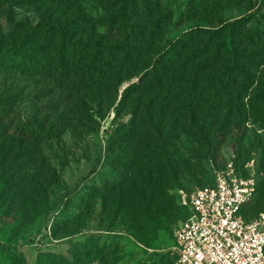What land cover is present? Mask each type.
I'll list each match as a JSON object with an SVG mask.
<instances>
[{"label":"trees","instance_id":"16d2710c","mask_svg":"<svg viewBox=\"0 0 264 264\" xmlns=\"http://www.w3.org/2000/svg\"><path fill=\"white\" fill-rule=\"evenodd\" d=\"M11 1L17 5L40 2L50 8L38 10L40 21L35 25L19 21L13 33H4L0 25L4 54L0 75L5 80L0 87V220L10 219L20 227L50 209V188L58 178L41 145L69 126L49 128L42 114L25 121L16 118L14 108L25 94V87L15 86L16 82L56 80L60 103L48 107L59 113L61 104L67 105L59 113L63 120L70 113L104 119L113 112L114 120L124 112L130 114L128 123L119 122L115 139L126 145L133 160L141 155L144 167L163 162L179 128L211 146L212 130L222 114L225 120L233 113L240 115L244 101L253 115L264 120V0H227L248 13L235 20L220 17L222 0H192L184 18L193 20L200 14L212 22L192 27L167 46L165 36L173 13L159 0H109L112 9L106 12L102 32L80 9L81 0H0V21L6 15L13 20L4 9ZM124 83L128 84L119 93ZM45 93L52 92L44 89L35 96ZM140 124L149 127L143 136L145 146L136 149ZM154 169L162 174L158 167ZM166 175L165 182L174 187V168ZM249 205L243 213L246 220H251L246 214ZM137 214L151 218L144 225L143 219H137L146 230L137 235L138 241L151 245L164 227L148 211ZM186 216L183 209L178 221ZM92 239L72 241L73 249L64 255L39 252L34 264H82L96 258L100 252ZM22 262L21 254L0 242V264ZM91 264L103 262L100 258Z\"/></svg>","mask_w":264,"mask_h":264},{"label":"rangeland","instance_id":"374dc122","mask_svg":"<svg viewBox=\"0 0 264 264\" xmlns=\"http://www.w3.org/2000/svg\"><path fill=\"white\" fill-rule=\"evenodd\" d=\"M108 1L79 2L80 9L92 19L98 32L104 31L106 12L112 9ZM159 1L163 8L173 13L165 36L166 46L192 27L212 22L209 16L200 14L193 20L184 18L192 0ZM222 3L224 11L220 17L223 19L235 20L248 14L243 7L228 4L227 0H222ZM64 4L66 7L70 5L69 2ZM40 8L50 6L40 2L19 5L9 2L4 9L10 11L13 20H8L7 15L2 17L0 25L3 32L13 33L19 21L35 25L40 21ZM255 21L253 19L250 24ZM3 55L0 52V59ZM136 81L133 79L131 82ZM3 82L5 80L0 75V87ZM17 84L25 87V94L14 108L16 118L25 121L35 114H42L49 128L58 129L60 125L69 124L57 138L41 145V153L56 170L58 178L50 188V209L41 212L30 224L24 223L20 227L18 223L12 224L10 219L0 220V242L21 254L25 264H34L37 254L42 251L64 255L68 248L73 249L72 241L82 242L89 236H94L91 244L97 246L100 253L93 256L96 258L83 260L82 264H91L100 258L103 264H171L170 256L161 251H166L172 244L170 227L183 215V209L176 204L177 191L190 192L212 184L215 171L224 169L229 162L242 177L255 179V197L246 209L247 216L254 219L264 211V120L252 114L246 101L240 115L233 113L225 120L222 114L220 123L215 124L212 130L211 146L179 128L173 147L163 162L144 167L140 166L141 155L133 160L126 145L115 139L119 122L128 123L130 114L124 112L114 120L113 112L104 119L86 113L81 116L70 113L67 114L68 120H63L59 113L65 112L67 105L61 104L59 113L51 112L48 107L60 103L61 90L56 80L14 83L15 86ZM127 84L122 85L119 93ZM44 89L52 93L42 94L40 98L35 96ZM148 127L138 125L139 136L134 142L136 149L145 146L143 136L147 134ZM155 167L162 174H158ZM171 168L177 174L174 187L165 182ZM152 192L154 197L150 196ZM145 211L164 227L157 232V239L151 245L141 244L137 239L139 233L146 232L137 224V219H143V225L151 219L146 215L143 218L138 216L137 213Z\"/></svg>","mask_w":264,"mask_h":264},{"label":"built area","instance_id":"2783aa9c","mask_svg":"<svg viewBox=\"0 0 264 264\" xmlns=\"http://www.w3.org/2000/svg\"><path fill=\"white\" fill-rule=\"evenodd\" d=\"M255 192V179L232 162L215 171L212 184L179 189L177 204L187 216L172 226V244L161 252L171 264H264V211L243 216Z\"/></svg>","mask_w":264,"mask_h":264}]
</instances>
